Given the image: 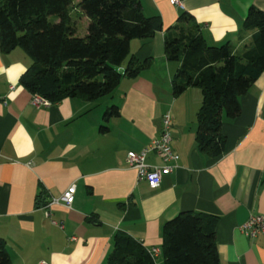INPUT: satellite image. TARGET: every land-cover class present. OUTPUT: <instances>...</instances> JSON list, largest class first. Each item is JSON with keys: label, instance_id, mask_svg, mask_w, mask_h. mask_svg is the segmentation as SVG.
Returning a JSON list of instances; mask_svg holds the SVG:
<instances>
[{"label": "crops", "instance_id": "0c3cea01", "mask_svg": "<svg viewBox=\"0 0 264 264\" xmlns=\"http://www.w3.org/2000/svg\"><path fill=\"white\" fill-rule=\"evenodd\" d=\"M180 2L182 8L139 0L143 14L156 19V32L132 40L124 63L136 56L150 58V66L94 102L66 98L33 106L20 82L32 61L20 48L0 50V240L10 264H106L118 233L147 251L159 249L156 264H163L162 227L184 212L216 219L219 264H264V234L248 238L239 229L250 216L264 217V73L240 98L239 116H222L224 152L211 158L195 140L201 91L173 94L179 64L164 53V36L181 13L192 17L209 46L229 42L236 52L245 50L254 33L243 29L245 16L250 8L264 12V0ZM111 106L119 116L105 120ZM167 113L178 160L150 189L137 181L126 155L158 137ZM147 163L162 165L154 154ZM71 185L72 206L55 205L45 217V200Z\"/></svg>", "mask_w": 264, "mask_h": 264}, {"label": "trees", "instance_id": "16d2710c", "mask_svg": "<svg viewBox=\"0 0 264 264\" xmlns=\"http://www.w3.org/2000/svg\"><path fill=\"white\" fill-rule=\"evenodd\" d=\"M72 3L0 0V50L24 51L32 62L21 84L51 104L66 98L94 102L112 94L122 78L132 79L150 66V58L132 56L123 73L116 69L128 58L132 40L149 39L156 32V19L143 14L139 0H79L76 8L89 21L82 38L70 17ZM243 29L254 33L241 52L229 42L209 46L187 13H181L164 36L166 59L179 64L173 94L180 95L187 88L201 91L195 140L199 151L211 158L224 152L222 116L228 120L239 116L240 98L264 73V12L250 8ZM118 116V107L111 106L104 119ZM215 226V218L189 212L165 222L160 249L163 264H219ZM0 264H10L2 240ZM106 264H156V259L129 236L118 233Z\"/></svg>", "mask_w": 264, "mask_h": 264}, {"label": "built area", "instance_id": "2783aa9c", "mask_svg": "<svg viewBox=\"0 0 264 264\" xmlns=\"http://www.w3.org/2000/svg\"><path fill=\"white\" fill-rule=\"evenodd\" d=\"M171 4L182 8L180 0H169ZM12 89V87H11ZM31 104L37 108L48 107L51 103L39 95H32ZM171 116L167 113L162 117L161 131L158 137L153 140L146 148L138 152H128L126 155V164L136 173L138 182H144L150 189H157L161 184L162 175L170 173L175 168L178 157L172 151L170 146L171 141ZM149 154H154L161 160L162 165L150 166L147 163ZM75 186H69L59 198H51L46 201L45 206L42 207L44 215L51 218L50 208L55 205H62L69 209L74 201ZM53 225H58L54 220L51 221ZM62 228L61 225H58ZM240 231L248 238H255L260 234H264V217L250 216L249 219L239 228ZM71 240H75L74 237ZM148 253L156 259L159 255V249H149ZM39 264H48L40 262Z\"/></svg>", "mask_w": 264, "mask_h": 264}, {"label": "rangeland", "instance_id": "374dc122", "mask_svg": "<svg viewBox=\"0 0 264 264\" xmlns=\"http://www.w3.org/2000/svg\"><path fill=\"white\" fill-rule=\"evenodd\" d=\"M78 1L79 0H73L71 10H70V17L76 23L77 36L82 38L86 35V26L89 23V21L85 20V18L81 16L80 12L77 10L76 5ZM49 20L51 22H56L54 18H50ZM123 67H125V63L116 69L117 71L122 73V71L124 70Z\"/></svg>", "mask_w": 264, "mask_h": 264}]
</instances>
